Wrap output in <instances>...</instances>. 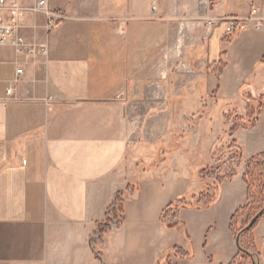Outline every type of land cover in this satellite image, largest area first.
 Wrapping results in <instances>:
<instances>
[{"label": "crops", "instance_id": "0c3cea01", "mask_svg": "<svg viewBox=\"0 0 264 264\" xmlns=\"http://www.w3.org/2000/svg\"><path fill=\"white\" fill-rule=\"evenodd\" d=\"M263 1L201 0L191 37L177 30L185 17L172 0H47L62 16L50 29L43 14L27 15L23 33L46 53L23 65L14 98L0 100V264H159L172 245L188 264L234 256L223 237L247 201L244 170L220 176L219 202L180 211L185 230L166 228L162 214L202 192L188 156L174 152L188 146L189 118L212 119L210 139L226 131L244 168L264 151V8L261 28L247 21ZM14 58L0 46V98ZM144 149L163 157V171L143 179L122 223L105 230L112 199L137 182L124 169Z\"/></svg>", "mask_w": 264, "mask_h": 264}, {"label": "rangeland", "instance_id": "374dc122", "mask_svg": "<svg viewBox=\"0 0 264 264\" xmlns=\"http://www.w3.org/2000/svg\"><path fill=\"white\" fill-rule=\"evenodd\" d=\"M201 0H172V11L179 15L183 12L182 20L176 23L177 30H188L189 36L194 35V31L202 29V4ZM203 24L207 26L208 21ZM181 33L179 32L178 43H180ZM184 39V38H183ZM192 38H188L190 41ZM231 119V118H230ZM140 121V119H139ZM197 118L191 117L187 123L182 126L186 127L180 136H187L189 138L188 146L183 151L175 150L183 158L188 156V163L186 168L188 170L191 180L193 179L195 185L201 188L202 192H197L193 195L188 194L186 197L174 199L162 214V222L166 228L185 230L184 223L181 220L180 211L185 208L202 209L213 205L220 200V182L215 178L222 176L224 173L236 174L245 170L242 162V150L235 143L229 142L226 131L224 135H218L217 141L207 137V129L212 123V119H205L204 129L205 137L202 136L200 140L202 127ZM249 123V122H248ZM195 136L198 139L195 140ZM186 137V138H187ZM221 138V139H220ZM210 140V141H209ZM208 146V148H206ZM181 152V153H180ZM177 154V156H178ZM178 156V157H180ZM161 156L156 158L153 152L148 149L142 150L140 156L135 157L134 164H127L125 170V179H135L137 182L131 187L124 190L123 193L116 195L109 205L104 221L103 229H112L122 223L123 208L127 202L137 200L136 190L142 186L143 179L147 178L149 174L160 173L163 171ZM264 159L258 165L252 164L248 170L247 180L250 186V201L246 209L240 212L238 217L233 222L232 230L229 227L227 236L223 237L226 242L224 250L226 254L233 255L238 251L239 246L249 250V255L238 256L232 260L228 258L220 263L214 264H264V211L260 217L253 224L247 233L241 235V231L246 228L251 218L259 211L264 209ZM139 180V181H138ZM198 188V189H199ZM195 189V188H194ZM247 201L243 204V206ZM177 241V240H174ZM166 255H162L159 264H188L187 259H179L182 248L179 245H172ZM189 251L183 253V257L187 258L190 254L193 255L192 247L189 245ZM212 262H210L211 264Z\"/></svg>", "mask_w": 264, "mask_h": 264}, {"label": "built area", "instance_id": "2783aa9c", "mask_svg": "<svg viewBox=\"0 0 264 264\" xmlns=\"http://www.w3.org/2000/svg\"><path fill=\"white\" fill-rule=\"evenodd\" d=\"M264 8V1L252 3L247 21L253 23L254 27L259 29L262 26L263 18L259 13ZM41 13L45 16L44 27L52 28L61 15H55L48 10L47 0H33L29 5L25 0H0V46L9 45L14 49L15 74L9 81L6 89V97L0 100L14 98L15 85L20 81L24 74L23 65L34 59L38 55L46 53L44 44L35 40L28 39L23 33L24 18L29 14ZM229 31H234L237 21L234 18L226 19ZM212 24V22H210Z\"/></svg>", "mask_w": 264, "mask_h": 264}, {"label": "trees", "instance_id": "16d2710c", "mask_svg": "<svg viewBox=\"0 0 264 264\" xmlns=\"http://www.w3.org/2000/svg\"><path fill=\"white\" fill-rule=\"evenodd\" d=\"M239 125L237 123H234V125L232 126L231 128V131H234ZM264 159V151L254 155L253 157H251L247 163H246V166H245V170H244V173L242 175V180L244 181V183L246 184V192H247V203L242 206V207H239L238 209H236L234 211V213L231 215L230 217V224H229V227L230 229L232 230L233 228V222L235 221V219L238 217V215L240 214L241 211H243L244 209L247 208L248 206V203L250 201V186H249V183H248V180H247V174H248V170L250 168V166L252 164H255V165H258V163ZM263 172H264V166H263ZM264 175V174H263ZM224 177H216L215 179L218 181V182H221L223 180ZM264 211V209L262 210H259L254 216L253 218H251L250 222L247 224L246 228L243 229L241 231V235L242 234H245L247 233L251 228H253V224L255 223V221L260 217V215L262 214V212ZM254 219V220H253ZM238 254H242L244 256H247L249 255V250L248 249H245L243 247H240L238 248V251L236 252V254L233 256L232 260H234Z\"/></svg>", "mask_w": 264, "mask_h": 264}, {"label": "water", "instance_id": "95a60500", "mask_svg": "<svg viewBox=\"0 0 264 264\" xmlns=\"http://www.w3.org/2000/svg\"><path fill=\"white\" fill-rule=\"evenodd\" d=\"M254 220V219H253Z\"/></svg>", "mask_w": 264, "mask_h": 264}]
</instances>
